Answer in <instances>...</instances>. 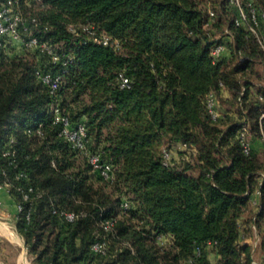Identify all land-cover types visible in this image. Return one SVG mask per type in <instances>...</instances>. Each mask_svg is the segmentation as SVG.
Segmentation results:
<instances>
[{
	"label": "trees",
	"instance_id": "trees-1",
	"mask_svg": "<svg viewBox=\"0 0 264 264\" xmlns=\"http://www.w3.org/2000/svg\"><path fill=\"white\" fill-rule=\"evenodd\" d=\"M231 1L41 0L28 11L27 34L72 59L56 95L71 126L86 127L88 150L113 168L111 182L102 181L52 123L51 97L34 76L38 68L56 71L48 59L4 42L0 172H7L15 204L21 202L15 174L34 188L31 200L21 202L16 230L35 264H187L196 247V264H252L257 247L264 251V145L258 140L264 89H253L249 79L264 56L246 28L234 25ZM247 1L264 13V0L242 5ZM208 9L214 19L204 28ZM86 26L119 48L92 42ZM217 31L223 37L215 40ZM259 31L264 34L260 17ZM216 42L226 51L213 62ZM119 74L129 79L128 88L119 87ZM211 91L219 101L224 91L231 96L232 110L220 104L224 116L216 122L206 110ZM243 117L252 133L249 156L236 138ZM10 148L15 156L3 158ZM163 149L178 161L170 153L164 166ZM124 200L130 208L122 212ZM55 210L77 217L67 223ZM106 221L113 222L108 234L100 228ZM152 236L169 237V251L148 243ZM104 238L108 259L89 250ZM258 260L264 264L263 253Z\"/></svg>",
	"mask_w": 264,
	"mask_h": 264
},
{
	"label": "built area",
	"instance_id": "built-area-1",
	"mask_svg": "<svg viewBox=\"0 0 264 264\" xmlns=\"http://www.w3.org/2000/svg\"><path fill=\"white\" fill-rule=\"evenodd\" d=\"M232 4L237 9L236 17L234 18V25L239 27L243 25L246 30L254 37L255 42L264 56V34L259 31V17L264 19V13H259L255 7L252 5V1H247L245 6L242 5L241 0H232ZM41 5V0H8L5 3L0 4V48L3 46L5 41L9 42H19L26 51L36 50L40 55L46 57L49 63L56 71L47 70L42 71L41 69H35L34 76L36 79L46 88L48 95L51 97L50 112L52 115V123L59 128V136L62 137L67 143H69L72 149L79 154L83 155L87 163L91 166L94 173L104 182H111L114 176L113 168L102 160L100 153L90 152L88 150L87 144V131L83 124L71 126L68 116L64 115L60 107L57 91L64 79V75L67 74L68 68L72 64V59L69 55L65 54L61 50H57L53 47L48 46L44 43H39L30 34H27V20L24 18L22 13V8L29 5ZM214 12L208 9L207 21L204 24V28H208L213 22ZM87 33L89 39L97 44L103 46H109L114 50L119 48V43L117 41H112L109 36L101 33L98 34L92 26H86L82 29ZM226 51V46L220 42H216L210 48V57L213 62L218 60ZM240 62L239 64H241ZM119 87L121 89L128 88L130 81L123 74H119L117 78ZM264 84V82H263ZM219 86L223 89L222 83ZM264 89V85L260 86ZM244 92V90H243ZM242 92V93H243ZM241 93V95H242ZM261 101L262 97L257 96ZM240 100V99H239ZM206 110L212 122L218 121L224 116V113L220 110V101L215 92H210L206 97ZM233 112V111H232ZM232 114V113H231ZM264 122V112L261 113L259 117V127L261 137L258 139L261 144L264 145V134L262 130V123ZM39 134V132H38ZM238 143L241 147L244 156H249L252 152V133L250 129V122L247 117H243L238 122V130L236 136ZM10 144H14V140H10ZM180 149H185V144L179 147ZM15 156V149L10 148L2 153L3 158L11 159ZM162 163L164 166L168 165L170 160V153L166 149L161 152ZM13 165V161L9 163ZM13 179L18 182L15 186V190L20 195L21 202L25 203L31 200V195L34 194V188L31 185H21L19 182L25 180V175L23 173H17L14 175ZM4 180V182H2ZM264 181V176L263 179ZM4 188L8 191L11 189V184L8 182L7 172L2 170L0 172V188ZM37 197H40L38 195ZM16 204V214L24 213V206L22 203ZM129 203L124 200L120 205V210L122 212L129 210ZM53 214L58 215L67 223H72L77 215L73 212L53 211ZM29 213H25V218L28 219ZM142 224V222H140ZM113 222L106 221L100 224V228L106 234L110 233L112 230ZM169 237L166 236H156V243L158 247L162 250L163 246L168 242ZM170 241V240H169ZM258 242L257 237L254 240V247ZM123 247L130 249L132 255H135V251L126 243L121 244ZM89 250L95 255H99L104 259H108L109 247L107 239L97 241L90 245ZM200 250L198 247L195 248L194 256L190 258L187 264H196V258L199 256ZM107 264H112L108 262ZM114 264H120L115 262ZM135 264H145L143 262H137ZM252 264H258L253 261Z\"/></svg>",
	"mask_w": 264,
	"mask_h": 264
},
{
	"label": "crops",
	"instance_id": "crops-1",
	"mask_svg": "<svg viewBox=\"0 0 264 264\" xmlns=\"http://www.w3.org/2000/svg\"><path fill=\"white\" fill-rule=\"evenodd\" d=\"M227 92L223 96L227 98ZM257 149L261 146L256 143ZM17 214L14 198L4 188H0V264H35L28 254L21 236L16 230ZM215 260V254L210 252Z\"/></svg>",
	"mask_w": 264,
	"mask_h": 264
},
{
	"label": "rangeland",
	"instance_id": "rangeland-1",
	"mask_svg": "<svg viewBox=\"0 0 264 264\" xmlns=\"http://www.w3.org/2000/svg\"><path fill=\"white\" fill-rule=\"evenodd\" d=\"M197 1L203 2V4H205L207 2V3H210V5H211L213 3V1H215V0H197ZM36 6L37 5L34 4V5H29L28 7L24 6L22 8V13H23V16L26 20L28 18V11L33 9V8H36ZM222 37H223L222 34L217 31V33H215V36L213 37V39L218 40V39H221ZM233 67H234V65L231 64L229 66V69H233ZM249 79H250V82L254 85L253 89H255V90L260 89L261 88L260 86L264 85L263 84V82H264V65L256 64L253 68L252 74L249 76ZM230 98H231L230 94H227V98H225L224 96L222 98H220V104H222L225 111L232 110V107L230 106V103H229ZM170 153H171L172 158H175L174 160L178 161L177 160L178 154H176L174 151L173 152L171 151ZM259 156H260V154H259ZM153 238H154V236L148 237L147 238L148 243H150L151 245H153L154 247L157 248V243ZM169 243H170V241L168 240L166 245L163 246V248H162L163 252L161 251L162 253L169 251V248H170ZM117 248H118V243H114L113 250H115ZM259 248L260 247L258 246L256 249V253H254V260L256 262H259V260H258L259 256L262 253L264 254V251H261Z\"/></svg>",
	"mask_w": 264,
	"mask_h": 264
}]
</instances>
